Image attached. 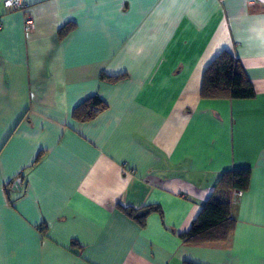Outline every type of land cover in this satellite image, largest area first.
Returning a JSON list of instances; mask_svg holds the SVG:
<instances>
[{
  "label": "crops",
  "instance_id": "0c3cea01",
  "mask_svg": "<svg viewBox=\"0 0 264 264\" xmlns=\"http://www.w3.org/2000/svg\"><path fill=\"white\" fill-rule=\"evenodd\" d=\"M0 24V264H264V0H0ZM224 50L253 98L200 97ZM242 168L229 238L183 243Z\"/></svg>",
  "mask_w": 264,
  "mask_h": 264
},
{
  "label": "trees",
  "instance_id": "16d2710c",
  "mask_svg": "<svg viewBox=\"0 0 264 264\" xmlns=\"http://www.w3.org/2000/svg\"><path fill=\"white\" fill-rule=\"evenodd\" d=\"M66 31L65 27L59 30V36L66 34ZM254 96V89L242 65L228 51L224 50L218 53L202 74L200 84V97L202 99L242 100L251 99ZM105 106L106 104L102 99L98 96H92L74 109L73 117L82 122L89 121L105 109ZM249 182L250 169L248 168L223 172L212 195L203 203L190 230L180 234L179 238L183 243L211 244L227 240L235 226V221L230 216L232 203L230 194L233 190L246 191ZM9 184L4 188L6 193ZM123 211L126 215L136 219L142 226L147 215L158 213L162 216L160 207L156 205H149L140 209L124 208Z\"/></svg>",
  "mask_w": 264,
  "mask_h": 264
},
{
  "label": "built area",
  "instance_id": "2783aa9c",
  "mask_svg": "<svg viewBox=\"0 0 264 264\" xmlns=\"http://www.w3.org/2000/svg\"><path fill=\"white\" fill-rule=\"evenodd\" d=\"M5 3L11 8V9H19L23 6V0H5ZM26 25H30V20H26ZM1 26V24H0ZM241 194V191L233 190L232 191V200H236L237 197Z\"/></svg>",
  "mask_w": 264,
  "mask_h": 264
}]
</instances>
